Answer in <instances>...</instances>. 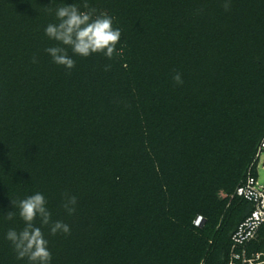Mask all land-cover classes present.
Returning <instances> with one entry per match:
<instances>
[{
    "label": "trees",
    "instance_id": "trees-1",
    "mask_svg": "<svg viewBox=\"0 0 264 264\" xmlns=\"http://www.w3.org/2000/svg\"><path fill=\"white\" fill-rule=\"evenodd\" d=\"M88 2L114 18L124 53L73 57L69 72L44 51L60 0H0V214L44 193L71 229H45L52 264H228L254 210L220 194L264 136V0ZM13 226L0 215V264H20L3 239Z\"/></svg>",
    "mask_w": 264,
    "mask_h": 264
},
{
    "label": "clouds",
    "instance_id": "clouds-1",
    "mask_svg": "<svg viewBox=\"0 0 264 264\" xmlns=\"http://www.w3.org/2000/svg\"><path fill=\"white\" fill-rule=\"evenodd\" d=\"M55 2L56 0H50V5ZM227 8L226 3L225 9ZM48 11L54 16V21L45 26L44 36L53 44L44 51L57 66L70 72L76 66L73 57L86 59L92 55H103L112 60L123 56L124 48L120 46L122 32L114 26V18L98 13L88 0H83L82 3L60 0L59 6L54 9L49 7ZM110 67L111 65L105 66V70ZM173 81L177 86L182 85V75L176 73ZM76 205L75 196L65 195L62 207L66 215H73ZM0 215L8 222L14 223L17 217L22 222V227H9L3 235L20 264H52L47 235L67 236L71 233L67 223L52 219L47 198L39 191L15 201L10 212Z\"/></svg>",
    "mask_w": 264,
    "mask_h": 264
},
{
    "label": "built area",
    "instance_id": "built-area-1",
    "mask_svg": "<svg viewBox=\"0 0 264 264\" xmlns=\"http://www.w3.org/2000/svg\"><path fill=\"white\" fill-rule=\"evenodd\" d=\"M263 151L264 136L247 171L245 180L236 188L233 195L221 194L223 199L238 197L251 202L254 206L250 217L232 235L228 264H264V251L247 254L248 245L256 238L260 227L264 226V187L258 184L257 178L254 177L252 172L254 167L258 168ZM202 221V218L199 217L194 222V225L199 226Z\"/></svg>",
    "mask_w": 264,
    "mask_h": 264
},
{
    "label": "rangeland",
    "instance_id": "rangeland-1",
    "mask_svg": "<svg viewBox=\"0 0 264 264\" xmlns=\"http://www.w3.org/2000/svg\"><path fill=\"white\" fill-rule=\"evenodd\" d=\"M257 172V182L260 186L264 187V151L261 156V161L259 163L258 168L256 169ZM221 197V194H220Z\"/></svg>",
    "mask_w": 264,
    "mask_h": 264
}]
</instances>
